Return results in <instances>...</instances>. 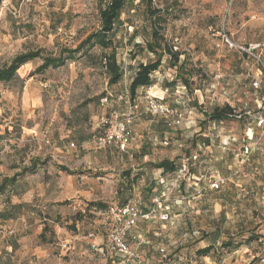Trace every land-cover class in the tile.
I'll return each mask as SVG.
<instances>
[{"label": "rangeland", "instance_id": "374dc122", "mask_svg": "<svg viewBox=\"0 0 264 264\" xmlns=\"http://www.w3.org/2000/svg\"><path fill=\"white\" fill-rule=\"evenodd\" d=\"M140 1L127 8L117 30L118 59L126 70L119 85L110 86L98 49L92 58L43 74L35 73L42 60H34L15 80L0 83V185L15 177L0 194V213L13 216L0 226L14 232L3 242L0 264H109L100 249L113 223L110 210L134 198L145 207L171 206V221L158 212L139 224L141 264H264V137L250 134L257 106L248 81L264 69V0H154L153 8L170 11L166 38L201 70L194 79L200 89L165 90L163 81H172L175 70L164 65L156 74L159 84L138 93L134 111L130 66L146 58L131 62L128 40L135 29L137 43L150 33ZM102 2L3 0L0 69L29 51L56 55L76 48L100 28ZM149 95L181 116L179 127L173 118L168 123L142 113ZM227 106L230 120L206 123L203 110ZM114 111L138 116L127 152L95 143L102 120ZM166 159L187 171L163 176L149 165ZM25 168L35 169L19 176ZM128 170L142 175L132 193L123 180ZM190 173L201 183L196 186ZM219 177L227 183L212 191ZM241 231L243 240L262 238L221 253L222 242L232 236L240 241ZM212 244L219 249L211 253L216 258L197 257V250Z\"/></svg>", "mask_w": 264, "mask_h": 264}, {"label": "trees", "instance_id": "16d2710c", "mask_svg": "<svg viewBox=\"0 0 264 264\" xmlns=\"http://www.w3.org/2000/svg\"><path fill=\"white\" fill-rule=\"evenodd\" d=\"M135 0H103V4L100 6V12H99V19H100V28L96 31L89 34L84 40H82L78 46L74 49L71 48H62L58 54L56 55H46L43 50H37V51H29L23 54L17 55L9 65H7L4 68L0 69V83H10L13 80L16 79L18 71L25 66L26 64L41 59L42 64L37 68L36 74H43L46 71L50 69H59L64 67L68 62H73L77 60L80 57L89 56L94 57L92 52L95 49H98L100 54V62L106 71L108 78H109V84L110 86H117L120 83L123 82L126 70L123 66V64L118 59V49L120 46L116 43V35L118 27H120L122 23V15L127 10L129 6L134 5ZM153 1L154 0H141L138 5L141 7H144V15L149 22L150 25V33L149 38H145L144 42L137 43L136 37L139 34V30L135 29L133 34L129 38V45L132 46V50H130V61L131 62H137V58L139 56H143L146 58V62L139 60L135 66H130L131 69L134 71V74L131 78V82L129 85V96L133 101L132 108L134 111L138 110V105L136 100L138 99V93L140 94L141 90H147L149 88H152L159 84L158 77L156 74L166 65L168 68L175 70V78L172 81L164 80L162 88H165V90L168 91V89H171L172 91L175 90L178 86H181L183 89L193 91L194 89H200L197 88L198 86L195 83V78H200L201 70L198 68L197 64L193 62L192 58L183 52L178 51L177 46L173 44L172 41L168 40L165 36V30L166 26L169 21V14L170 11L166 10H156L153 8ZM3 0H0V6L2 4ZM183 57V59H182ZM260 74L261 83L264 85V69L257 70L254 74ZM249 75V87L253 92L257 109L254 111V116L252 120V127L250 129V134L252 136L255 135V131H258L261 136L264 137V135L261 134V131L258 129L257 125L254 122V118L262 114V110L258 107L259 100H260V93L255 90L251 86V79ZM195 83V84H194ZM109 101L108 98H104L103 100ZM164 103V100H161ZM147 100L145 102L146 106ZM145 109V107H144ZM232 110L230 107H215L211 111L203 110V114L205 116L206 123H214L219 124L224 121L230 120L232 117ZM135 113V112H134ZM142 113H145L144 110H142ZM127 114H122V116H125ZM137 116V114H133ZM152 117H159L165 120L169 123L170 118L165 117L162 115H152L148 114ZM138 117V116H137ZM238 118V121L244 122V116L237 115L235 116ZM173 122V120H172ZM135 123V122H134ZM134 124L132 125V127ZM180 125H176V127H179ZM104 132V127L101 128ZM103 132L98 135L101 136ZM133 133V130H132ZM96 136V137H98ZM134 137V135H133ZM132 137V140H133ZM131 140V142H132ZM130 142V144H131ZM122 151L127 152L129 150V146ZM196 146V143H194ZM111 147V146H108ZM121 151V150H120ZM246 153V151H244ZM147 151L144 146L142 149V152L139 153L140 157H146ZM153 169L161 171L163 176H167V174H174L177 173L179 176L182 175L187 171L186 166H182L181 168L178 167L175 161H170L168 159L162 160L158 163H150L149 164ZM35 168H25L19 176H22L24 174H27L29 172L34 171ZM142 175L138 174L137 176L132 173V170H128L123 173V180L126 181V189L132 193L134 186L137 184L139 178ZM189 178L193 179L195 182L194 184L197 186L199 183H201L202 180L200 178H197L196 176H193L191 173L189 174ZM222 178V177H219ZM218 179V178H217ZM225 179V178H224ZM15 182V177L12 180H5L0 185V194L3 193L9 183ZM164 180H161V184H164ZM227 183V180H226ZM225 183V185H226ZM225 185L220 188L219 190H214L210 187L212 191H221ZM121 192L123 190H120ZM153 192V188L148 187L147 188V194H150ZM133 199L126 200L124 204L118 206V208H125L129 206ZM150 200V198H149ZM142 203V202H141ZM143 212L149 213L152 210H154L155 214L150 217V219H139L136 222L135 227L131 231L128 242L130 246L133 249H136L139 252V231L138 227L139 224L142 222H148L154 220L157 215L160 213V217L163 215L167 216V220H163L164 222H169L172 220L171 216V206L170 205H157V204H151L148 207H145L142 204ZM161 209V210H159ZM159 212V213H158ZM12 214L8 212L0 213V220L1 221H8L12 219ZM244 231H241L239 235H237L240 239V241H236L234 238L236 236H232L231 239L225 240L222 242L221 246L219 247L221 249V253L223 252H232L237 249H239L243 244L251 245V243L260 240L261 237H257L251 234L246 239L243 235ZM137 238L138 242L135 244L132 242L133 238ZM149 244V242L147 243ZM214 253L219 252V249L216 248L214 244H212L209 247L202 248L197 250L196 254L197 257H209L212 255V258H216L217 254H211L212 251ZM162 251V250H161ZM109 264H123L124 257L121 254L118 253H112L108 257ZM166 259V258H165ZM141 260L140 254H139V261ZM142 262V260H141ZM140 262V264H141ZM145 264H149L148 261L144 262Z\"/></svg>", "mask_w": 264, "mask_h": 264}, {"label": "built area", "instance_id": "2783aa9c", "mask_svg": "<svg viewBox=\"0 0 264 264\" xmlns=\"http://www.w3.org/2000/svg\"><path fill=\"white\" fill-rule=\"evenodd\" d=\"M2 7L5 8L6 4H3ZM12 14L16 18L20 17V12L15 11L12 12ZM254 49V47H251L248 54L252 55ZM250 79L251 86L260 93L258 107L263 112L254 118V122L261 131V134L264 135V85L261 83L259 73L251 75ZM103 102L106 103L107 100L105 99ZM144 112L145 114L162 115L173 118V125H180L182 123L180 115L152 95L147 97ZM137 118L138 117L133 114L122 116L118 112H112L107 119L101 122L104 127V132L101 136L95 137L96 146L100 149L108 146H116L121 151H124L132 140V125ZM246 153H248V151H246ZM225 183L226 179L218 178L212 182L210 186L214 190H219ZM154 214V210L149 213L143 212L141 201L135 198L131 201L129 206L125 208H111L110 215L112 216L113 223L105 239L104 247L100 249V252L107 257L112 253L121 254L124 257L123 264H140L139 252L130 246L128 238L139 219L148 220ZM161 219L167 220V216L163 215ZM13 233V230H8L0 226V254L3 242L12 237ZM133 239L135 242H138L137 238L134 237Z\"/></svg>", "mask_w": 264, "mask_h": 264}]
</instances>
